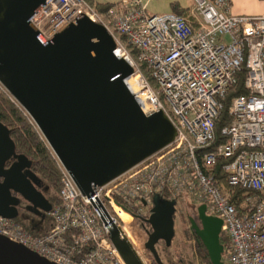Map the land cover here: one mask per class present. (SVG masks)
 <instances>
[{"label":"built area","instance_id":"2783aa9c","mask_svg":"<svg viewBox=\"0 0 264 264\" xmlns=\"http://www.w3.org/2000/svg\"><path fill=\"white\" fill-rule=\"evenodd\" d=\"M192 1L198 17L149 13L143 0H116L103 10L88 0H46L30 17L44 37L82 13L103 23L114 36V52L133 67L125 82L138 77L135 90L127 85L142 112L162 109L175 134L107 182L92 185L88 194L58 161L61 184L46 210L48 228L34 234L14 217L0 214V236L56 264H126L109 237L106 211L119 224L122 201L148 202L152 194L167 191L203 202L206 212L221 217L229 238L227 262L264 264V12L232 13L230 0ZM139 62L149 68L154 83ZM241 66L248 91L228 105L232 121L220 129L226 139L205 149L214 137L221 97ZM219 155L227 158L225 182L243 189L239 207L229 199L232 190L211 171Z\"/></svg>","mask_w":264,"mask_h":264},{"label":"water","instance_id":"95a60500","mask_svg":"<svg viewBox=\"0 0 264 264\" xmlns=\"http://www.w3.org/2000/svg\"><path fill=\"white\" fill-rule=\"evenodd\" d=\"M46 0H0V84L32 119L51 151L82 193L103 184L173 139L175 127L162 109L144 114L125 78L130 62L114 52L112 32L82 13L49 37L41 35L30 17ZM0 138L8 152L13 142L0 122ZM7 152V153H8ZM23 154L12 162L17 184L0 182V214L15 217L19 190L33 205L47 210L50 203L36 190L21 168ZM4 191H2V189ZM154 193L153 195H156ZM106 211V210H105ZM189 226L206 249L210 264H225L219 241L222 219L196 205ZM109 237L126 264H143L106 211ZM162 221V220H161ZM158 264L163 263L149 244ZM0 264H56L27 246L0 236Z\"/></svg>","mask_w":264,"mask_h":264},{"label":"trees","instance_id":"16d2710c","mask_svg":"<svg viewBox=\"0 0 264 264\" xmlns=\"http://www.w3.org/2000/svg\"><path fill=\"white\" fill-rule=\"evenodd\" d=\"M93 3L97 8L103 10L111 2H95L93 0H88ZM122 39H125L124 34L119 35ZM128 46L129 44L126 43ZM129 49L134 57H136L135 48L129 46ZM139 66L142 69L143 74L147 79L154 83V80L150 74L149 68L145 65L144 62H139ZM244 74L245 67L241 66L235 72L236 80L235 82L228 87L224 95L221 97L222 107L220 108L217 117L214 120V137L213 140L204 146L205 149H212L214 145L222 142L226 139V136L221 133L220 129L222 125L230 123L232 121V116L228 112V105L233 96L246 93L248 89L244 86ZM0 122L4 125L7 134L13 142V149L17 154H23L27 160L28 165L31 170L42 179L47 188L50 190L48 198L50 201L56 200L58 198L57 192L61 184V168L59 162L50 147L42 137L41 133L28 116V114L21 108V106L10 96V94L3 88L0 84ZM227 160L226 157L221 155L217 156L216 161L211 167V171L215 177L222 181L226 189H231L232 191L229 194V199L239 207L241 199L239 193L243 190L242 188L236 187L234 185H229L224 180L225 172L222 169V164ZM164 195H169L173 197L175 202L187 203V211H184L185 219L187 221L186 232L183 237L178 240L173 247L171 248V240L174 235V231L171 228V221L166 224L164 230H158L150 237L149 244L154 247L158 257L159 253L162 252L165 255V259L160 260L165 264H210L208 256L206 255V249L203 246L199 237L193 232L192 228L189 226V216L193 217L197 223H199L196 212V205L198 203L193 202L185 194L179 196H172L167 191L162 192ZM155 195H151L150 199L153 200ZM146 201L141 199L136 203L129 204L124 201L121 202L122 207L127 212L131 213L137 222V225L140 226L139 217L143 219L155 222L154 226H148L144 228V232L147 235L152 232L155 228H161L162 221L156 218V215L150 213L148 208L145 207ZM121 211V222L119 225L127 230H131V241L133 248L136 246L140 247L139 251H136L140 257L143 264H156L155 259H151L147 254L144 248L142 247L141 240L144 236V233L141 229L136 226L134 219L130 214L125 211ZM173 214V212H172ZM16 217V216H15ZM19 221L18 219H16ZM20 222V221H19ZM164 223V221H163ZM23 225V224H22ZM24 226V225H23ZM25 227V226H24ZM48 228V227H47ZM47 228L43 229L45 231ZM168 235L169 240L164 243L161 239L162 235ZM146 239V238H145ZM219 241L223 246L221 253V259L225 264H232L225 260V254L229 249V238L224 230L219 232ZM172 249V250H171ZM174 255V258L172 257Z\"/></svg>","mask_w":264,"mask_h":264},{"label":"rangeland","instance_id":"374dc122","mask_svg":"<svg viewBox=\"0 0 264 264\" xmlns=\"http://www.w3.org/2000/svg\"><path fill=\"white\" fill-rule=\"evenodd\" d=\"M133 77H134V75H132L130 77V80L132 79V81L134 82ZM134 85H135V87H137L135 82H134ZM33 181L36 183L37 186H39L40 189L44 190V192L47 196H49L50 190L47 188L46 183L42 179H40V177H38L35 173H34ZM172 198L173 197H171L169 195H164L162 192H158L154 196L153 201L148 203L149 209L154 210L153 214L156 215V218L164 221V224H167L168 222H170L171 218L173 217V219H174L173 227H174L175 233H174L172 240H171V248L173 247V245L178 240H180L183 237L184 233L186 232L187 221H186L185 216H184V214H185L184 211L188 210V208L186 206L187 203L186 204L183 202L178 203V202L173 201ZM172 212H173V214H172ZM16 218L20 221L21 224H23L25 226V228L27 230H29L31 233H34V234H39L36 232H38L40 230L42 231L44 228L48 227V225H49V217H48L45 209H42L40 207H32L29 210H26V209L20 210V212L16 216ZM133 221L135 222V219ZM139 222H140V226L137 225V222H135V223H136V226L139 229H141L144 233V236L142 237V240H141L142 247L146 251V254L151 259H154L151 252L148 250V248L145 245L146 233L144 232L143 229L148 227V226H154L156 223L147 221V220L143 219L142 217H139ZM123 231H124L125 235L127 236L128 240L130 241L131 245H132L131 230L128 228L127 230L123 229ZM162 237L163 238L161 240L167 244V242L169 240L168 235L163 234ZM139 249H140V247H138V246L135 247L136 251H139ZM159 256L162 260L165 259V255L162 252L159 253ZM172 257L174 258V255H172ZM156 264H158V263H156Z\"/></svg>","mask_w":264,"mask_h":264},{"label":"crops","instance_id":"0c3cea01","mask_svg":"<svg viewBox=\"0 0 264 264\" xmlns=\"http://www.w3.org/2000/svg\"><path fill=\"white\" fill-rule=\"evenodd\" d=\"M93 1L114 2L116 0H93ZM143 2L145 4V11L149 13L175 11L181 13L182 15L188 18L198 17V15L193 9L194 4L192 0H143ZM228 9L232 13L259 14L264 12V0H230ZM152 201L153 200L150 199L145 205V207L148 208V211L150 213H153L154 211V210H150L148 207V203ZM14 218L17 219L16 217ZM173 221L174 219L172 217L171 228L175 232L173 227ZM41 232H43V230L42 231L40 230L36 233H41Z\"/></svg>","mask_w":264,"mask_h":264},{"label":"flooded vegetation","instance_id":"af4514ba","mask_svg":"<svg viewBox=\"0 0 264 264\" xmlns=\"http://www.w3.org/2000/svg\"><path fill=\"white\" fill-rule=\"evenodd\" d=\"M7 152L8 151L6 150V147L0 138V182L6 178L7 182L11 184H17L19 181H21L20 175L18 171L14 169V167L10 168V165L12 164V162L17 160L18 154L14 151V149L11 152H8V153ZM20 170L22 172V178L24 177L28 178V180L34 186V188L36 190H39L42 196L45 197L48 200V202L51 204L52 201H50L48 196L45 194L44 190L40 189L39 186H37L36 183L33 181L34 172L31 170L28 163L24 165ZM1 189L2 191H4L3 188ZM8 192H9V195L14 197L17 201L16 216L19 214L20 210H25V209L29 210L32 207H40L39 205H33L31 201L24 198L23 194L19 190H16L13 187H8Z\"/></svg>","mask_w":264,"mask_h":264},{"label":"bare ground","instance_id":"6f19581e","mask_svg":"<svg viewBox=\"0 0 264 264\" xmlns=\"http://www.w3.org/2000/svg\"><path fill=\"white\" fill-rule=\"evenodd\" d=\"M133 80H134L135 84L137 85V83H138V77L134 75ZM126 82H127V84L130 86V88H131L132 90H135L136 87H135L134 82L132 81V79L130 80V77L127 78V81H126ZM119 227H120L122 233L124 234V236L126 237L127 241L129 242V244L131 245V243H130V241L128 240L127 236L125 235V233H124L122 227H121L120 225H119ZM131 247L133 248L132 245H131ZM133 250H134V252L136 253V255L138 256V254H137V252L135 251L134 248H133ZM138 257H139V256H138ZM139 258H140V257H139ZM142 263H143V262H142Z\"/></svg>","mask_w":264,"mask_h":264}]
</instances>
